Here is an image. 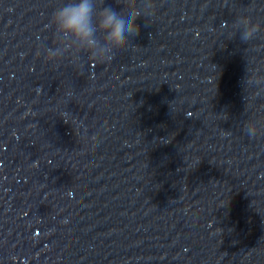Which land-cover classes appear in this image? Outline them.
<instances>
[{
	"label": "water",
	"instance_id": "water-1",
	"mask_svg": "<svg viewBox=\"0 0 264 264\" xmlns=\"http://www.w3.org/2000/svg\"><path fill=\"white\" fill-rule=\"evenodd\" d=\"M65 2L0 0V264H264V0H154L107 63L47 59Z\"/></svg>",
	"mask_w": 264,
	"mask_h": 264
},
{
	"label": "clouds",
	"instance_id": "clouds-1",
	"mask_svg": "<svg viewBox=\"0 0 264 264\" xmlns=\"http://www.w3.org/2000/svg\"><path fill=\"white\" fill-rule=\"evenodd\" d=\"M123 7L117 11L112 6H104V0H66L51 16L50 24L57 35V44L47 50L50 61L61 58V46L67 42L76 55L86 53L89 61L111 62L115 53L129 47L130 38L139 35L137 20L148 21V14L154 11L148 7L154 0H117ZM240 30V40H252L260 30L250 16L237 18L234 22ZM251 83V81L249 82ZM244 131L249 138L264 134V128L256 122L245 124Z\"/></svg>",
	"mask_w": 264,
	"mask_h": 264
}]
</instances>
